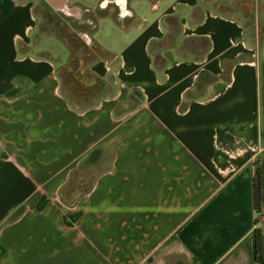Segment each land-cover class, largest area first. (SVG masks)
<instances>
[{
    "label": "crops",
    "instance_id": "obj_1",
    "mask_svg": "<svg viewBox=\"0 0 264 264\" xmlns=\"http://www.w3.org/2000/svg\"><path fill=\"white\" fill-rule=\"evenodd\" d=\"M148 1L156 11L170 7L154 25L144 18L132 42L118 48L93 39L110 58L91 71L102 79L117 71L121 89L73 107L61 78L65 64L43 43L56 38L67 47L66 40L40 28L34 1L0 0V264H254L255 163L264 171V38H251L243 12L236 20L201 0ZM257 1L258 33L264 0ZM133 12L123 24L111 6L97 18V32L100 18L130 29L138 21ZM177 22L182 59L169 56L174 46L162 53L169 64L157 69L151 44L170 33L165 23ZM189 40L197 50L184 53ZM244 56L249 60L236 62ZM227 71L225 86L211 98L188 96L196 81L214 82ZM140 92L135 120L118 117L125 98L130 105ZM138 121L116 148L111 170H94L97 184L77 206L47 201L91 150ZM90 130L95 142L64 167L62 151L45 145L50 136L85 139ZM23 204L29 210L18 213Z\"/></svg>",
    "mask_w": 264,
    "mask_h": 264
},
{
    "label": "rangeland",
    "instance_id": "obj_2",
    "mask_svg": "<svg viewBox=\"0 0 264 264\" xmlns=\"http://www.w3.org/2000/svg\"><path fill=\"white\" fill-rule=\"evenodd\" d=\"M31 1H34L36 3V6H38L42 0ZM100 1L101 0H71V4H81L87 8L96 9ZM222 1H224L223 4H221ZM201 2L203 4L209 5L210 7L215 6V10L219 9L220 12H223L230 19L241 20L240 18L242 17L240 16V13L243 12L246 15L245 23L250 26L253 25L251 27V30L248 32L251 38H264V21L259 24L258 33L256 32V26L254 24L255 9L259 8V3L257 0H221V2H218V0H201ZM169 7L170 3H163L161 9L159 11H156L152 8L151 1L134 0L131 3V8L138 15V21L130 29L120 30L112 20H109L108 18H100V29L93 35V39L99 44H107V46H110V44H116L118 48H122L123 46H126L128 43L132 42L135 37L142 33L143 30L141 28V23L143 22L144 18H147V20H149V25H154L157 22L158 18L163 13H165ZM245 9H248L249 11ZM198 11L199 10H197L196 13H198ZM40 19V28L44 32L50 33L48 31H45V28H43L42 26V18L40 17ZM71 28L77 30L76 28ZM51 34H55L60 38H63L57 31L51 32ZM43 43L44 46L51 47L52 51L55 52L54 56L58 58L60 64H65L63 71L61 72V78L63 79L64 89L66 91L67 97L70 100H73L75 105H78L79 107H88L92 103L100 102L102 98H108V96L115 95L119 88L122 87V82L119 79V74L117 71H113L107 78L103 79L91 71V66L95 62L110 58L101 48H91L86 45L85 48L74 50L68 45V43L66 47L59 39L56 38H49L47 40H44ZM179 47L180 46L177 43L175 49H173V51L169 53V56L174 60L182 59V56L179 55ZM240 60H249V57H240L238 60H236V62ZM233 64L234 63L232 61L227 63L230 73L234 66ZM229 72H226V77H223L222 79L217 78L216 80H214V82L212 81V79L216 77L205 76V78L203 79V84H201L200 86L196 81L195 86L193 87L194 91L191 92L190 96L196 98L204 94V96L211 98L217 90L225 86L228 80ZM142 97L144 98L142 92L135 93L134 100L139 101ZM134 110L135 109H133V106L131 104L129 105L128 97H126L125 105L119 106L116 111V115L120 118H123L125 121L133 122V120H135V112H133ZM144 118L147 119L149 118V116L145 115ZM88 132L89 133H87L85 139H79L74 136L69 137L67 135H61L58 137L50 136L48 142L45 145L48 147V149H60L62 151L60 159H62L61 162L64 167L66 164L71 162L74 156L82 153L95 142L94 137H92L91 135L92 130ZM145 134H147V132H145ZM29 155L30 157H33L34 160L37 155L36 150H32ZM97 172L99 171L97 170ZM17 185L19 187H23L19 183H16L12 187L15 188L17 187ZM45 187H54V185L49 183L45 185ZM64 190L65 187H61L57 192L50 194L47 201H50L51 204L58 205L61 208L68 210L67 207L69 206L63 203L62 195H69V197L76 201V203L82 195L72 193L70 191L66 192V194H63ZM15 192L17 194V197L19 198L23 194L21 188H17ZM87 206L88 203H85V205H80L77 208V212L85 211ZM26 210H29V205L27 204L20 205L16 208V211L18 213Z\"/></svg>",
    "mask_w": 264,
    "mask_h": 264
},
{
    "label": "trees",
    "instance_id": "obj_3",
    "mask_svg": "<svg viewBox=\"0 0 264 264\" xmlns=\"http://www.w3.org/2000/svg\"><path fill=\"white\" fill-rule=\"evenodd\" d=\"M35 13L42 18V26L45 28V31L50 33L55 31L59 32L68 45L74 50H80L86 47V43L80 36V31L77 28V30L72 29L46 2L41 1V3L35 7ZM165 27L170 31L167 37L162 41L152 42L150 47L151 54L155 58V66L157 69L164 68L169 64L168 60L162 57V53L174 48L175 42L182 32V27L179 22L173 26H169L165 23ZM205 42L209 46V42L207 40H205ZM94 46H96V43H94ZM197 47V45L193 44V40H189L184 43L182 51L184 53L189 50L196 52ZM202 82L203 79L199 81V86ZM134 96V94L130 96L132 106L137 102L134 101ZM188 99H190V97H188ZM71 104L73 107H76L73 100H71ZM182 110H185V108ZM138 125H140L139 121L134 124L125 125L118 134L112 136L103 145L91 150L89 154L82 159L79 168L72 172L70 181L65 186L63 194H66L68 191L83 196L91 193L99 178L98 174H93L94 170H98L101 173H107L111 170L116 148L126 136L130 135L137 128ZM254 168L253 205L256 214L255 229L252 235L254 264H264V223L262 222V217L264 216V171L259 162L255 163ZM62 201L69 207L77 206L76 201L71 199L69 195H62ZM8 220L10 221L12 218H9Z\"/></svg>",
    "mask_w": 264,
    "mask_h": 264
},
{
    "label": "water",
    "instance_id": "obj_4",
    "mask_svg": "<svg viewBox=\"0 0 264 264\" xmlns=\"http://www.w3.org/2000/svg\"><path fill=\"white\" fill-rule=\"evenodd\" d=\"M46 2L61 18H63L71 27L80 30V36L88 47H94L92 34L97 32V18L109 14L108 4L118 5L120 14H117L118 21L125 24L131 21L135 14L130 8L129 0H103L96 9L87 8L81 4H71V0H42ZM125 14V15H124ZM128 17V18H126Z\"/></svg>",
    "mask_w": 264,
    "mask_h": 264
},
{
    "label": "flooded vegetation",
    "instance_id": "obj_5",
    "mask_svg": "<svg viewBox=\"0 0 264 264\" xmlns=\"http://www.w3.org/2000/svg\"><path fill=\"white\" fill-rule=\"evenodd\" d=\"M108 5H109V6H112V7H115V9H116V16H117V14H118V15L120 14V10H119L118 5L113 4V3H109ZM254 6H255V5H254ZM245 10L249 11L248 9H245ZM124 15H125V14H124ZM126 18H128V17H126Z\"/></svg>",
    "mask_w": 264,
    "mask_h": 264
},
{
    "label": "built area",
    "instance_id": "obj_6",
    "mask_svg": "<svg viewBox=\"0 0 264 264\" xmlns=\"http://www.w3.org/2000/svg\"><path fill=\"white\" fill-rule=\"evenodd\" d=\"M262 222L264 223V216L262 217Z\"/></svg>",
    "mask_w": 264,
    "mask_h": 264
}]
</instances>
